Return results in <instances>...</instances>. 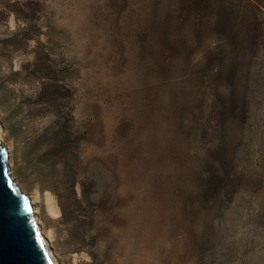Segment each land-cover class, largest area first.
<instances>
[{
    "label": "rangeland",
    "instance_id": "1",
    "mask_svg": "<svg viewBox=\"0 0 264 264\" xmlns=\"http://www.w3.org/2000/svg\"><path fill=\"white\" fill-rule=\"evenodd\" d=\"M0 123L61 264H264V0H0Z\"/></svg>",
    "mask_w": 264,
    "mask_h": 264
},
{
    "label": "water",
    "instance_id": "2",
    "mask_svg": "<svg viewBox=\"0 0 264 264\" xmlns=\"http://www.w3.org/2000/svg\"><path fill=\"white\" fill-rule=\"evenodd\" d=\"M35 219L12 179L9 154L0 139V264H54Z\"/></svg>",
    "mask_w": 264,
    "mask_h": 264
},
{
    "label": "bare ground",
    "instance_id": "3",
    "mask_svg": "<svg viewBox=\"0 0 264 264\" xmlns=\"http://www.w3.org/2000/svg\"><path fill=\"white\" fill-rule=\"evenodd\" d=\"M3 128H2V125L0 123V139L1 141H3L7 151H8V154L10 155V148L9 146L7 145V143L5 142L4 138H3ZM10 163V162H9ZM10 173H11V176H12V179L16 185V187L22 192V194L25 196L27 202L30 204L32 210H33V216L36 217L35 221L37 223V226H38V229H39V232L42 236V239L43 241L45 242V245H46V248L49 252V255L51 257V259L53 260L54 264H61L52 245H51V232H45V230L43 229V225L41 224V219H40V216H39V207H38V202H39V199H38V196H34V195H30L28 194L27 192L24 191V189L21 187L15 173L13 172L12 168H11V164H10ZM54 213H57L58 211L57 210H52Z\"/></svg>",
    "mask_w": 264,
    "mask_h": 264
}]
</instances>
